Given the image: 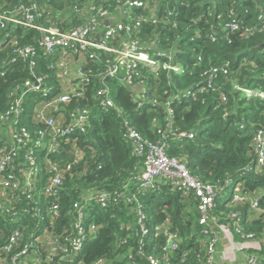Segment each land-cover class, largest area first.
Listing matches in <instances>:
<instances>
[{"label": "trees", "instance_id": "obj_1", "mask_svg": "<svg viewBox=\"0 0 264 264\" xmlns=\"http://www.w3.org/2000/svg\"><path fill=\"white\" fill-rule=\"evenodd\" d=\"M122 2L0 0V14L16 15L19 10L35 4L40 26L66 32L78 27L91 28L100 10L117 18ZM232 22L237 24L233 30L228 27ZM123 23L134 27L130 32L131 40L136 39L144 51L154 58L160 53L169 54L182 68L178 73L159 70L157 74L142 69L136 78L137 82L144 81L147 90L143 99L146 102L141 107L122 83L126 79L124 72L110 78L106 75L107 66L98 65L84 55L57 51L35 58L33 71L54 86L60 83L56 76L62 71V60L80 66L88 78L80 96L60 105L59 111L51 114L43 111V105L35 103V95L29 94L19 105V112L7 118L5 113L32 72L28 62L19 59L9 65L13 58L10 48L0 49V121L2 116L7 118L3 119V127L25 128L35 135L47 127V118H58L61 114L70 120V115L77 110L90 113L85 133L70 136L69 144L61 146L58 157H53L64 173L56 202L61 217L48 235L54 234L58 244L64 245L63 238L67 234L58 236L75 217L74 203H88V222L98 229L83 243L71 263L61 262L149 264L145 258L148 255L160 264H199L203 259L206 248L200 243L201 228L197 225L199 215L193 195L172 191L175 187L160 183L153 191L156 194L149 197V192L143 195L137 191L135 177L144 158L136 154L133 143L125 137L126 130L132 129L145 143L163 144L165 155L185 164L191 176L200 182L218 187L230 179L232 186L241 187L243 200L232 203L229 196L217 200L212 216L221 224H227L232 233L235 220L229 216H239L238 225L243 232L252 233L261 241L260 250L254 253L264 263V170L241 174L243 169L255 164L253 135L264 127V102L247 99L237 89L264 92V0H150L141 8H131L129 18H124ZM100 24L103 27V20ZM5 26V30L0 28V39L8 31L22 47H37L40 34L36 31L21 28L13 31L11 24ZM127 35L124 31L118 33L109 41L110 47L118 49L128 40ZM95 53L105 60H112L114 55L106 51ZM106 90L114 108L102 112L99 109L102 95L98 92ZM40 113L44 119L38 118ZM69 120L66 119L64 125ZM187 134H192V138H187ZM1 139L0 146L5 142ZM64 141L61 138V142ZM72 146L83 150L81 159L72 155ZM101 194L110 197L103 209L94 199ZM132 195L146 209L152 206L159 234L153 242L142 240L137 234L135 215L129 212L136 203L125 199ZM155 197L159 199L153 200ZM253 202L256 208L251 207ZM9 222L0 219V244L9 234ZM166 233H175L179 238L176 250L166 248ZM233 237L241 241L238 234ZM47 250L43 244L39 255Z\"/></svg>", "mask_w": 264, "mask_h": 264}, {"label": "built area", "instance_id": "obj_2", "mask_svg": "<svg viewBox=\"0 0 264 264\" xmlns=\"http://www.w3.org/2000/svg\"><path fill=\"white\" fill-rule=\"evenodd\" d=\"M118 1H123V8L119 10L117 18L110 16L104 10H100L97 13L98 20L93 21L94 25L91 28L78 27L66 32L55 27L43 28L40 26L36 19L38 14L35 4L31 8L19 10L20 16H18L19 13L16 15L13 13L0 14L1 30H5V24L9 23L12 25L13 31L21 28L26 31L33 30L40 34L37 47L34 45L22 47L18 39L14 35L11 36L8 31H5L4 36L0 39V49L10 48L13 55L8 64L12 65L19 59L28 62L32 72L30 73L31 77L24 81L19 95L11 102V106L4 116L9 118L11 113L17 114L20 109L19 105L29 94L35 95V103L43 105V111L48 110V113L51 114L59 111L60 105L67 104L73 98L80 96V90L84 82L88 80L80 66L62 60L60 64L62 71L56 76L60 83L58 85L53 84L54 86L48 85L44 77L33 71L36 67L35 58L39 57L40 54L53 55L57 51H61L62 54L69 52L77 56L84 55L98 65L107 66L106 75L110 78L124 72L126 79L122 83L132 93L134 102L138 107L146 102H144L147 91L145 83L143 80L136 81L142 69H147L154 74H157L159 70L173 73L181 72V65L174 63L169 54L160 53L154 58L144 51L136 39L131 40L130 32L133 31L134 27L123 23L124 18H129L131 8H141L150 0ZM100 20L104 22L103 27H101ZM107 21L111 24L105 25ZM228 27L233 30L237 24L232 22ZM122 31L128 34V40H124L119 48L114 50L110 47L109 41ZM97 51L113 53V59L105 60L95 53ZM237 89L247 99L254 98L264 102V92L259 89ZM98 94L102 95L99 104V109L102 112L114 108L113 103L109 100L107 90L102 93L99 91ZM89 114L86 110H77L76 113L70 115L72 120L61 114L58 118H47L45 121L47 127L37 131L35 135L28 133L25 128L18 130L17 127H3L2 124L7 118L1 117L0 139L2 138L5 142L0 146V219L5 222L10 221V231L6 240L0 244V264H63L61 261L71 263L73 257L81 250L83 243L97 232L98 227L88 222L90 207L88 203L83 202L72 205L75 217L69 221L68 228L63 231V234L58 236L61 238L62 235L67 234L63 238L64 245L58 244L59 241L54 234L48 235L49 231H54L58 223L57 220L61 217L59 205L56 202L62 190V175L64 173L63 167L53 157H58L61 146L69 144L70 136L85 133ZM44 117L41 113L38 115L40 119H44ZM66 119L69 122L64 125ZM125 137L133 143L136 154L144 158L140 172L135 177L139 193L146 195L149 192L148 197L156 194L153 191L160 183L163 186L175 187L172 191L177 190L184 194L191 193L197 201L199 215L197 225L201 228L199 231L200 243L205 244L206 248L205 255L203 259H200L199 264H216L223 256H226V251L233 255L242 250L246 242L257 241L254 234L243 232L238 225L239 216L230 215L229 218L235 220L233 233L238 234L241 241H235L234 234L227 224H221L212 216L217 200H224L226 196L231 198L232 203L243 200L240 195L241 187L238 184L232 186L230 179L225 180L218 187L204 184L191 176L185 164L175 158L167 157L164 153L163 144L153 146L145 143L140 135L132 129L126 130ZM186 137L192 138V134H187ZM61 138H64V143L61 142ZM253 144L255 164L251 168L243 169L241 174L247 172L256 174L264 170V127L254 132ZM81 151H83L81 148L74 146L70 150L77 159L83 157ZM69 168L67 166L66 170ZM132 196L125 199L129 202L133 199L136 203V207H130L129 212L135 215L137 234L142 237V240L144 238L153 242L159 235L157 233L158 228L154 220L153 227H149L146 206L135 195ZM94 199L101 209L106 208L110 201V197L104 194L98 195ZM157 199L159 198H153V200ZM251 207L256 208L257 204L253 202ZM150 208L152 209V206ZM165 236L166 248L176 250L179 241L177 235L166 233ZM222 239L227 240L224 248L220 247ZM142 240L140 241L141 244H143ZM43 244L48 247V250L39 255ZM31 249L33 251H30ZM258 250L260 248L256 251ZM245 257V264H264L256 253H248ZM56 258L59 260L57 263L54 261ZM145 258L149 264H160V261L152 255L145 256Z\"/></svg>", "mask_w": 264, "mask_h": 264}, {"label": "crops", "instance_id": "obj_3", "mask_svg": "<svg viewBox=\"0 0 264 264\" xmlns=\"http://www.w3.org/2000/svg\"><path fill=\"white\" fill-rule=\"evenodd\" d=\"M225 244H227V240L222 239L220 247L224 248ZM260 246L261 241L258 239L257 241L254 240L251 242H246L245 245H243V249L234 253L233 255L228 254L226 251V256H223V258H221L216 264H245V255H247V253H254L258 248H260Z\"/></svg>", "mask_w": 264, "mask_h": 264}, {"label": "rangeland", "instance_id": "obj_4", "mask_svg": "<svg viewBox=\"0 0 264 264\" xmlns=\"http://www.w3.org/2000/svg\"><path fill=\"white\" fill-rule=\"evenodd\" d=\"M147 214H148V217H149V227L152 228L153 225H154V222H153V212H152V209L147 206Z\"/></svg>", "mask_w": 264, "mask_h": 264}, {"label": "water", "instance_id": "obj_5", "mask_svg": "<svg viewBox=\"0 0 264 264\" xmlns=\"http://www.w3.org/2000/svg\"><path fill=\"white\" fill-rule=\"evenodd\" d=\"M109 24H111V22H108V21H107V22H105V25H109Z\"/></svg>", "mask_w": 264, "mask_h": 264}]
</instances>
